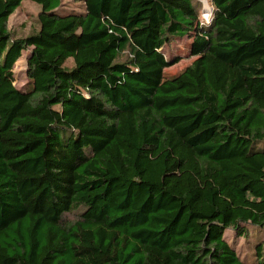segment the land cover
Listing matches in <instances>:
<instances>
[{"label":"trees","instance_id":"1","mask_svg":"<svg viewBox=\"0 0 264 264\" xmlns=\"http://www.w3.org/2000/svg\"><path fill=\"white\" fill-rule=\"evenodd\" d=\"M31 1L17 37L0 0V264H264V0Z\"/></svg>","mask_w":264,"mask_h":264},{"label":"rangeland","instance_id":"2","mask_svg":"<svg viewBox=\"0 0 264 264\" xmlns=\"http://www.w3.org/2000/svg\"><path fill=\"white\" fill-rule=\"evenodd\" d=\"M65 5L75 7L80 9L82 6V0H62ZM200 1V0H198ZM40 11V6L31 0H22L20 5L15 9V11L8 18V28L11 30L12 34L17 37H25L33 32H36L39 28L38 14ZM199 37L195 36L192 38H184L181 41L173 44V46L166 51L169 55L177 54L181 59L164 69V80L163 83H167L177 75H179L188 65H190L196 58L197 55L190 54V46L192 43L198 42ZM166 54V55H168ZM168 55V56H169ZM26 56L27 51L22 52L21 57L14 64L11 72L14 79V85L18 89L29 90L30 83L26 77ZM72 61L69 59L66 62V66H72ZM242 245L244 239L238 240V243ZM238 249H241L237 245ZM240 247V248H239ZM248 249L245 245L242 247L241 251Z\"/></svg>","mask_w":264,"mask_h":264},{"label":"clouds","instance_id":"3","mask_svg":"<svg viewBox=\"0 0 264 264\" xmlns=\"http://www.w3.org/2000/svg\"><path fill=\"white\" fill-rule=\"evenodd\" d=\"M200 26L208 27L215 19V13L218 11L212 0H200Z\"/></svg>","mask_w":264,"mask_h":264}]
</instances>
